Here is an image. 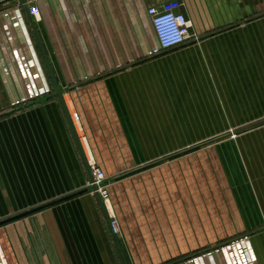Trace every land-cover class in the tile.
Returning a JSON list of instances; mask_svg holds the SVG:
<instances>
[{
	"label": "crops",
	"instance_id": "obj_1",
	"mask_svg": "<svg viewBox=\"0 0 264 264\" xmlns=\"http://www.w3.org/2000/svg\"><path fill=\"white\" fill-rule=\"evenodd\" d=\"M165 1L0 0V264H264V0Z\"/></svg>",
	"mask_w": 264,
	"mask_h": 264
},
{
	"label": "built area",
	"instance_id": "obj_2",
	"mask_svg": "<svg viewBox=\"0 0 264 264\" xmlns=\"http://www.w3.org/2000/svg\"><path fill=\"white\" fill-rule=\"evenodd\" d=\"M181 6L182 3L179 0H167L160 5H151L147 8V14L158 42L156 51L179 47L189 39L197 37L191 33L192 21L180 10ZM28 9L30 15L37 18L36 10L39 8L29 5ZM34 96L32 94L29 97H22L17 103ZM88 164L93 176V181L89 183L90 193H97L100 196L108 216L109 231L115 238L119 237L122 235V230L107 192L108 176L96 165L95 161ZM93 186H96V189H93Z\"/></svg>",
	"mask_w": 264,
	"mask_h": 264
},
{
	"label": "water",
	"instance_id": "obj_3",
	"mask_svg": "<svg viewBox=\"0 0 264 264\" xmlns=\"http://www.w3.org/2000/svg\"><path fill=\"white\" fill-rule=\"evenodd\" d=\"M22 2H23V4L25 5V7H26V9H27V11H28V13H29V9H28V6H27V0H22ZM29 17H30L31 23H33V28H34V32H35V35H36V39H37V41H38V43H39V45H40V48H41L42 53H43V56H44V58H45L47 64H49V61H48V58H47V54H46V52H45V49H44V46H43L42 40H41V38H40V35H39L38 31L36 30V28H35V26H34L33 18H32V16L30 15V13H29ZM58 94L61 96V93H60V92H58ZM89 173H90V178H91V182H92V181H93V176H92V174H91L90 169H89ZM93 189H96V186H93ZM96 196H97L98 199L100 200V203L102 204V208L104 209V205H103V202H102L100 196H99L97 193H96Z\"/></svg>",
	"mask_w": 264,
	"mask_h": 264
},
{
	"label": "rangeland",
	"instance_id": "obj_4",
	"mask_svg": "<svg viewBox=\"0 0 264 264\" xmlns=\"http://www.w3.org/2000/svg\"><path fill=\"white\" fill-rule=\"evenodd\" d=\"M31 6H34V7H38L39 8V5L37 4V3H33V4H31ZM34 17V16H33ZM233 242H235V241H233ZM233 242H231L230 243V245H236L235 243H233ZM215 252H216V250H215ZM214 253V252H213Z\"/></svg>",
	"mask_w": 264,
	"mask_h": 264
},
{
	"label": "flooded vegetation",
	"instance_id": "obj_5",
	"mask_svg": "<svg viewBox=\"0 0 264 264\" xmlns=\"http://www.w3.org/2000/svg\"><path fill=\"white\" fill-rule=\"evenodd\" d=\"M39 48H40V45H39ZM40 51H41V53H42V50H41V48H40ZM43 54V53H42ZM43 58H44V56H43ZM45 59V58H44ZM46 61V60H45ZM46 64H47V62H46ZM48 65V64H47Z\"/></svg>",
	"mask_w": 264,
	"mask_h": 264
}]
</instances>
